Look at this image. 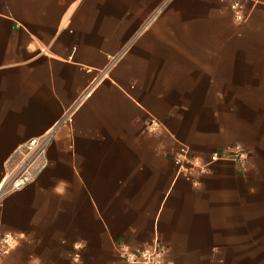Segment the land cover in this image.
Here are the masks:
<instances>
[{
	"label": "crops",
	"instance_id": "obj_1",
	"mask_svg": "<svg viewBox=\"0 0 264 264\" xmlns=\"http://www.w3.org/2000/svg\"><path fill=\"white\" fill-rule=\"evenodd\" d=\"M246 6L0 0V264H122L120 244L155 241L166 264L243 256L264 233V0ZM53 127L47 166L9 189L11 153ZM235 143L247 165L178 174L181 144Z\"/></svg>",
	"mask_w": 264,
	"mask_h": 264
},
{
	"label": "built area",
	"instance_id": "obj_2",
	"mask_svg": "<svg viewBox=\"0 0 264 264\" xmlns=\"http://www.w3.org/2000/svg\"><path fill=\"white\" fill-rule=\"evenodd\" d=\"M226 3L235 21H245L249 16L246 0H216ZM62 121H65L63 118ZM151 131L161 128L160 122L151 117L147 122ZM55 127L45 133L31 137L20 144L11 153L5 163L4 180L9 189L26 185L36 179L47 166V148L54 136ZM251 158V151L240 143L230 145L223 150H215L208 156L193 153L190 148L181 144L174 155L177 172L193 184L198 183V176L207 172L218 160H233L245 166ZM16 241L12 233L5 232L1 236L0 253L10 248ZM166 248L158 241L140 249H132L126 244L119 245V256L122 264H164Z\"/></svg>",
	"mask_w": 264,
	"mask_h": 264
},
{
	"label": "rangeland",
	"instance_id": "obj_3",
	"mask_svg": "<svg viewBox=\"0 0 264 264\" xmlns=\"http://www.w3.org/2000/svg\"><path fill=\"white\" fill-rule=\"evenodd\" d=\"M260 231H262V228L258 227V233L251 235L253 241L242 242V257L229 259L212 258L210 264H264V233ZM164 264H166V259Z\"/></svg>",
	"mask_w": 264,
	"mask_h": 264
},
{
	"label": "snow or ice",
	"instance_id": "obj_4",
	"mask_svg": "<svg viewBox=\"0 0 264 264\" xmlns=\"http://www.w3.org/2000/svg\"><path fill=\"white\" fill-rule=\"evenodd\" d=\"M77 247H79V245H77Z\"/></svg>",
	"mask_w": 264,
	"mask_h": 264
}]
</instances>
